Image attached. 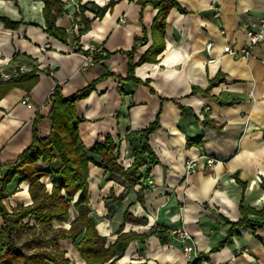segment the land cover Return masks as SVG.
<instances>
[{
	"label": "crops",
	"instance_id": "crops-1",
	"mask_svg": "<svg viewBox=\"0 0 264 264\" xmlns=\"http://www.w3.org/2000/svg\"><path fill=\"white\" fill-rule=\"evenodd\" d=\"M156 1L80 0L86 5L83 14L81 8L76 12L73 2L64 4L56 21L65 31L62 39L46 32L43 0H0V79L16 78L23 66L39 76L31 91L16 88L0 100V166L17 161L31 146L38 115L43 118L40 134L43 128L49 134L50 95L57 85L69 97L97 81L90 96L76 105L87 148L110 135L128 165V153L142 145L141 132L160 120V127L149 137L160 164L142 182L143 202L131 188L108 219L105 194L119 185L108 180L104 169L90 165L91 203L102 197L107 219L98 218L99 232L114 243L120 232L145 235L155 226L185 228L196 243V252L187 256L183 243L173 236L165 245L157 235L140 237L126 251L135 260L125 258L118 264H264V228H240L232 243L213 251L229 229L222 218L233 222L243 218L242 201L245 208L264 209V40L248 57L224 52L228 45L236 51L245 47L247 28L264 17V0H178L182 10L174 8L166 20L164 51L156 63L139 64L154 43ZM112 2L98 17L97 7ZM71 13L79 20L71 21ZM83 17L90 22L87 30ZM2 18L17 26L7 27ZM145 36L133 55L134 77L141 82L126 80L128 52ZM209 43L212 48L207 50ZM92 47L102 49V61L86 65ZM218 74L224 81L203 91ZM205 120L217 126L206 125ZM193 159L195 171L188 174L186 163ZM208 159L214 163L208 165ZM25 185L4 202L9 210L32 203L30 194L23 195ZM128 207L145 222H126ZM166 251L173 252L170 260H155L156 254Z\"/></svg>",
	"mask_w": 264,
	"mask_h": 264
},
{
	"label": "trees",
	"instance_id": "trees-1",
	"mask_svg": "<svg viewBox=\"0 0 264 264\" xmlns=\"http://www.w3.org/2000/svg\"><path fill=\"white\" fill-rule=\"evenodd\" d=\"M43 1L46 32L50 35L58 34L63 39L65 31L56 25V21L57 16L63 12L65 3L61 0ZM114 3L104 8L97 7V16H104ZM153 5L159 10L152 26L154 43L139 64L157 62L158 56L165 49L166 20L174 8L182 10L178 0H158ZM85 10L86 5L81 6L82 14ZM2 21L9 28L17 26L6 18H2ZM81 21L85 24L84 30H87L90 26L89 20L83 17ZM145 39L146 36L144 39H137L132 50L128 52L130 63L126 80L141 82L134 77L136 65L133 64V55L137 45L144 43ZM19 69L20 67L17 71ZM108 76L106 74L101 78ZM38 80L39 76L33 70L19 72L13 79H0V100L16 88L31 91ZM223 81L224 76L218 74L203 91L207 93ZM96 82L69 97H65L62 86L57 85L50 95L52 109L47 117L51 124L49 134H40L39 125L43 118L38 115L34 123L31 146L22 152L17 161L0 166V264H78L79 260L84 264H118V259L135 239L157 235L162 244L169 243L170 230L160 229L159 226H155L151 233L145 235L120 233L114 243L108 242V238L98 230L90 206V165L104 169L110 175L108 180L114 181L125 190L119 196L108 197L106 217L112 218L122 206L129 190L137 185L142 186V182L150 177L152 168L160 164L149 145V137L160 127V120H155L139 135L142 145L131 150V157L135 161L128 169H124L121 164L120 151L112 136L109 135L104 142L87 148L80 135L82 121L76 105L90 96ZM205 124L217 126L211 120H205ZM235 179L243 188L246 187L236 175ZM23 183L29 186L32 203L21 204L9 210L4 202L19 191L18 188ZM47 183H50V187ZM261 187L264 189V181ZM138 200L143 201V191L138 193ZM72 210L76 213L74 218ZM240 210L243 218L238 222L222 218L229 225V229L225 239L213 249L214 252L232 243L234 237L240 235V228L246 227L254 231L264 228V220L261 221L264 218V209L245 208L242 201ZM124 217L126 222H145L134 217L129 210L125 211ZM66 224L70 227L66 228ZM68 253L73 255L74 261L68 257Z\"/></svg>",
	"mask_w": 264,
	"mask_h": 264
},
{
	"label": "built area",
	"instance_id": "built-area-1",
	"mask_svg": "<svg viewBox=\"0 0 264 264\" xmlns=\"http://www.w3.org/2000/svg\"><path fill=\"white\" fill-rule=\"evenodd\" d=\"M63 3L67 4L73 2L76 12H80L82 3L80 0H61ZM71 21H78L79 19L71 13L69 15ZM122 22L125 23V19H122ZM247 41L245 47L241 51L234 50L230 45L224 48L225 53L230 54H240L243 57H248L252 54L253 49L258 46L264 40V17H262L257 23L253 24L251 27L246 30ZM212 48V44L209 43L206 47L207 50ZM103 53L101 48L92 47L89 53L86 55V65H96L102 61V58L99 56ZM215 59L211 58L210 62H214ZM27 68L20 67L18 70L20 73L26 72ZM208 165H212L214 160L208 159ZM187 173L191 174L195 171L196 160H191L186 163ZM170 235L175 237L177 240L183 243L182 251L185 255L190 256L196 252V243L192 234L185 228L171 229L169 231Z\"/></svg>",
	"mask_w": 264,
	"mask_h": 264
},
{
	"label": "rangeland",
	"instance_id": "rangeland-1",
	"mask_svg": "<svg viewBox=\"0 0 264 264\" xmlns=\"http://www.w3.org/2000/svg\"><path fill=\"white\" fill-rule=\"evenodd\" d=\"M42 134H43V136H45V135H47V133H46V130L43 128V130H42ZM129 154H131V151H130V153H128V156H127V158H130L129 160L131 161V163L130 164H126V163H124V162H122V160H121V158H120V161H121V164H122V166H123V168L124 169H128V168H130L131 166H132V164H133V162L135 161L134 160V158H132L131 156H129ZM121 156V155H120ZM46 182H48V180H46ZM47 185L50 187V183H47ZM141 187V188H140ZM119 188V189H118ZM123 188V187H122ZM121 187H117V190L116 189H114V188H112L111 189V191L109 192V193H107V194H105V195H107V199H108V197H111L112 195H116L115 194V192L118 194L117 196H119L121 193H123L125 190L124 189H122ZM143 189V187L142 186H139V185H137L135 188H134V190L137 192V194L140 192V191H143V194H144V189ZM23 191H24V189H22ZM130 191V190H129ZM133 192V191H132ZM139 201V200H138ZM102 197L100 198V199H93V202L91 203L92 205H93V208L95 209V212H97L98 213V216L96 215V216H94V218H95V221L97 222V224H99L98 223V218H103L104 220L106 219L105 217H104V215H103V211H102ZM139 202H143V201H139ZM134 206V204H132V205H130V207L132 208ZM130 207H128V210H129V208ZM132 211H133V209H132ZM72 215L75 217V215H76V213H75V211H73L72 210ZM93 215H95V214H93ZM107 220V219H106ZM102 222H105L106 224L108 223V221H102ZM65 227L66 228H69L70 227V225L69 224H66L65 225ZM120 233H122V232H120ZM119 233V234H120ZM135 240H140V239H135ZM134 240V241H135ZM129 247V246H128ZM127 251V250H126ZM126 251H125V253L118 259V260H125V257H126ZM68 257L70 258V259H74L73 258V255L71 254V253H68ZM135 259H126V261L127 262H133ZM118 263V262H117Z\"/></svg>",
	"mask_w": 264,
	"mask_h": 264
},
{
	"label": "bare ground",
	"instance_id": "bare-ground-1",
	"mask_svg": "<svg viewBox=\"0 0 264 264\" xmlns=\"http://www.w3.org/2000/svg\"><path fill=\"white\" fill-rule=\"evenodd\" d=\"M28 184L25 185V190L23 192V195H25L27 198L29 197V192H28ZM172 255H173V252L171 251H166L164 253H161V254H156L155 255V260H158V261H164V260H170L172 258ZM126 259H129V255L127 254ZM80 261V260H79Z\"/></svg>",
	"mask_w": 264,
	"mask_h": 264
}]
</instances>
